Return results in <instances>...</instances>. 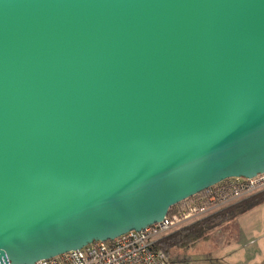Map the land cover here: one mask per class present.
<instances>
[{
    "label": "water",
    "instance_id": "95a60500",
    "mask_svg": "<svg viewBox=\"0 0 264 264\" xmlns=\"http://www.w3.org/2000/svg\"><path fill=\"white\" fill-rule=\"evenodd\" d=\"M261 172L264 0H0V264Z\"/></svg>",
    "mask_w": 264,
    "mask_h": 264
},
{
    "label": "built area",
    "instance_id": "2783aa9c",
    "mask_svg": "<svg viewBox=\"0 0 264 264\" xmlns=\"http://www.w3.org/2000/svg\"><path fill=\"white\" fill-rule=\"evenodd\" d=\"M264 189V172L231 177L172 206L158 222L127 231L113 239L96 240L34 264H172L159 240L172 230Z\"/></svg>",
    "mask_w": 264,
    "mask_h": 264
},
{
    "label": "crops",
    "instance_id": "0c3cea01",
    "mask_svg": "<svg viewBox=\"0 0 264 264\" xmlns=\"http://www.w3.org/2000/svg\"><path fill=\"white\" fill-rule=\"evenodd\" d=\"M260 209H264V202L210 231L209 235H213L217 245L208 253L209 264H263L264 217H256ZM197 243L186 249H172L170 253L172 263L173 257L178 259L182 253L195 247Z\"/></svg>",
    "mask_w": 264,
    "mask_h": 264
},
{
    "label": "trees",
    "instance_id": "16d2710c",
    "mask_svg": "<svg viewBox=\"0 0 264 264\" xmlns=\"http://www.w3.org/2000/svg\"><path fill=\"white\" fill-rule=\"evenodd\" d=\"M262 202H264V189L172 230L159 240L158 246L170 256L172 249H186L194 245L206 238L216 226L234 220Z\"/></svg>",
    "mask_w": 264,
    "mask_h": 264
},
{
    "label": "rangeland",
    "instance_id": "374dc122",
    "mask_svg": "<svg viewBox=\"0 0 264 264\" xmlns=\"http://www.w3.org/2000/svg\"><path fill=\"white\" fill-rule=\"evenodd\" d=\"M256 217L263 218L264 209H260L257 212ZM216 245L217 241L213 238V235H209L199 241L195 247L189 248L186 252L182 253L178 259L177 257H173L172 264H209L208 258H210V254L208 253L212 251ZM262 262L264 264V260Z\"/></svg>",
    "mask_w": 264,
    "mask_h": 264
}]
</instances>
